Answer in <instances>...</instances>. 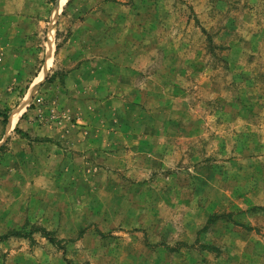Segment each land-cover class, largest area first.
<instances>
[{
    "label": "rangeland",
    "instance_id": "obj_1",
    "mask_svg": "<svg viewBox=\"0 0 264 264\" xmlns=\"http://www.w3.org/2000/svg\"><path fill=\"white\" fill-rule=\"evenodd\" d=\"M0 264H264V0H0Z\"/></svg>",
    "mask_w": 264,
    "mask_h": 264
}]
</instances>
